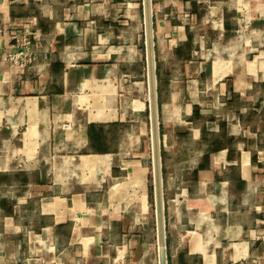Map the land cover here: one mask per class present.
<instances>
[{
    "label": "crops",
    "instance_id": "1",
    "mask_svg": "<svg viewBox=\"0 0 264 264\" xmlns=\"http://www.w3.org/2000/svg\"><path fill=\"white\" fill-rule=\"evenodd\" d=\"M147 18L167 264H264V0H0V264H160Z\"/></svg>",
    "mask_w": 264,
    "mask_h": 264
},
{
    "label": "water",
    "instance_id": "2",
    "mask_svg": "<svg viewBox=\"0 0 264 264\" xmlns=\"http://www.w3.org/2000/svg\"><path fill=\"white\" fill-rule=\"evenodd\" d=\"M147 35V65L148 79L150 86V118H151V136L153 151V174H154V191L156 198L157 224H158V241L160 264H167L166 253V228L164 200L162 193V162H161V145H160V126L157 103V80L155 72V55L152 27L150 20L146 19Z\"/></svg>",
    "mask_w": 264,
    "mask_h": 264
},
{
    "label": "built area",
    "instance_id": "3",
    "mask_svg": "<svg viewBox=\"0 0 264 264\" xmlns=\"http://www.w3.org/2000/svg\"><path fill=\"white\" fill-rule=\"evenodd\" d=\"M12 34L13 51L0 52V59H6L11 64L24 67L35 63L38 59L35 44L30 32L22 26H16ZM4 29L0 27V36Z\"/></svg>",
    "mask_w": 264,
    "mask_h": 264
},
{
    "label": "rangeland",
    "instance_id": "4",
    "mask_svg": "<svg viewBox=\"0 0 264 264\" xmlns=\"http://www.w3.org/2000/svg\"><path fill=\"white\" fill-rule=\"evenodd\" d=\"M152 188H153V185H152Z\"/></svg>",
    "mask_w": 264,
    "mask_h": 264
}]
</instances>
